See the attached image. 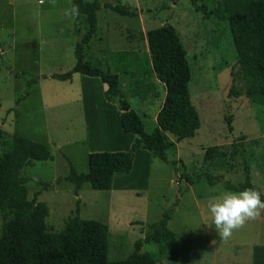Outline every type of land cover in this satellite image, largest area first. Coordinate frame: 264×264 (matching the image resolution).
Wrapping results in <instances>:
<instances>
[{
  "label": "rangeland",
  "instance_id": "obj_1",
  "mask_svg": "<svg viewBox=\"0 0 264 264\" xmlns=\"http://www.w3.org/2000/svg\"><path fill=\"white\" fill-rule=\"evenodd\" d=\"M95 1L100 3L97 29L83 48L82 61L111 74L114 63L120 65L121 96L149 133L164 86L151 70L145 33L170 25L185 51L188 92L199 128L193 137L166 151V161L141 151L147 157L138 155L120 184L116 179L108 191L84 186L76 203L72 185L55 184V179L67 175L70 166L84 173L88 153L127 151L135 137L111 128L112 118L105 115L100 90L105 87L98 79L92 78L93 104H85L87 91L80 79L85 77L72 74L70 81L50 77L73 66V46L85 31L84 17L67 16V0H58L55 7L49 0L43 5L39 0H0V155L8 150L13 136L38 142L49 151L50 160L33 162L21 172L26 198L38 193L36 202L47 206L48 232H58L77 208L79 218L107 227L108 261L133 257L136 264H147L143 259L147 257L151 264H210L209 242L221 239L204 207L207 199L225 190L222 180L241 184L246 166L250 183L264 196V106L248 102L233 80L236 54L222 17L227 7L246 0ZM104 4L128 7L136 15H118ZM56 20L72 27L74 40L54 42L51 26ZM54 47L59 55L53 54ZM133 61L139 63L138 71L128 68ZM41 75L48 78L41 80ZM29 79L36 84L27 87ZM78 95H83L81 101ZM111 104L108 109H114L115 115L117 105ZM203 174L216 180L213 187L207 186ZM43 183H48L47 189L42 190ZM165 211H171L167 229L173 237L160 233L156 241H142L136 251L133 244L149 234L147 226ZM253 228L255 222L248 221L229 240H248Z\"/></svg>",
  "mask_w": 264,
  "mask_h": 264
},
{
  "label": "trees",
  "instance_id": "obj_2",
  "mask_svg": "<svg viewBox=\"0 0 264 264\" xmlns=\"http://www.w3.org/2000/svg\"><path fill=\"white\" fill-rule=\"evenodd\" d=\"M72 3L79 7V16L84 17L85 31L74 45V64L70 70L50 77L58 81L69 80L72 74L97 78L106 86L103 99L117 105L121 131L135 137L127 151L88 153L84 173H76L70 166L67 175L55 179V184L60 181L71 184V193L77 197L84 186L91 190L108 191L115 173L127 174L130 171L133 153L137 149L166 161V151L172 150L176 143L193 137L199 128V118L190 102V72L185 51L173 27L163 24L145 33L151 70L164 86V98L155 116V125L149 133H145L140 118L121 96L118 77L102 73L82 61L83 48L96 32V14L100 3L95 0H72ZM234 5L227 7L225 15H222L236 54L238 68L233 80L236 79L240 92L248 102L264 106V0L238 1ZM103 7L118 15H136L135 10L122 5L104 4ZM34 83V79H29L26 85L30 87ZM210 151L205 152V160ZM50 158L44 145L18 136L11 137L8 150L0 155V264H136L137 260L133 257L119 262L108 261L105 255L107 227L94 220L79 218L77 208L74 216L65 219L58 232L47 231L44 222L48 214L47 206L36 202L38 193L30 200L26 198L21 172L33 162ZM203 177L209 185L216 182L207 174ZM221 183L229 191L239 192L245 188L259 191L250 183L246 166L243 167L241 184L234 185L225 180ZM47 187L48 183L42 184V190ZM260 199L264 201L261 194ZM170 216L171 211H165L158 221L150 223L147 226L149 234L135 242L134 249L138 251L142 241H156L160 233L172 238L173 233L167 229ZM143 259L151 264L147 257Z\"/></svg>",
  "mask_w": 264,
  "mask_h": 264
},
{
  "label": "crops",
  "instance_id": "obj_3",
  "mask_svg": "<svg viewBox=\"0 0 264 264\" xmlns=\"http://www.w3.org/2000/svg\"><path fill=\"white\" fill-rule=\"evenodd\" d=\"M60 13L61 12H59V14ZM58 21L59 20H56V23L54 21L53 25L51 26L52 27L51 33L53 35L52 39H54V42H60L62 40H68V41L74 40L75 36H73L71 34V31H70L72 29V27L70 25H66L65 22H63V21H59V22ZM96 23H97V21H96ZM96 27H97V25H96ZM63 43H64V41H63ZM74 45H75V42H74ZM73 51H74V46H73ZM52 52L54 55H56V54L59 55L60 51L56 47H54ZM97 53H100V49L97 50ZM128 68H130V70L138 71L139 63L138 62L134 63V61H133L132 63L129 64ZM121 70L122 69H120V65L114 63L113 69H112V72H113L112 74H115L118 77L119 89L121 86V80H120V77L122 76ZM41 76H45V75H41ZM83 77H85V76H83ZM47 78L48 77L45 76L44 79H47ZM88 78L89 77L80 78V79H82L81 80V86L83 87V90L87 91L85 93L86 97H87L85 104H89V103L93 104L94 100L92 101V94H93L92 88L94 87L95 82L92 80V78H89V79ZM40 79L44 80L42 78H40ZM70 79L66 80V81H70ZM93 79L97 80V78H93ZM35 84L36 83H34L32 85H35ZM100 84H102V83L100 82ZM102 85L105 87L104 89H102V87H100L101 94L103 97V93L106 89V86L104 84H102ZM78 98L81 101L83 99V95L82 96L80 95V97L78 95ZM163 98H164V93L162 95V101H163ZM104 102L105 103H103V104L105 105L104 106L105 115L109 116V117L111 116V118H112L111 128L113 125V128L115 127L118 130V132H120L121 129L119 126V111L118 110H117V112L115 111V115H114V109H113L114 107H111L113 109V111H111L112 113L108 109L109 106H112V104L110 105V103L106 102L105 100H104ZM161 104H162V102H161ZM161 104H160V106H161ZM160 106H159V109H160ZM129 108L132 109V106L130 104H129ZM158 110H157V112H158ZM156 114L154 115V119H153V123H152L153 125H155ZM114 118L116 119V122H114ZM123 134H125V133H123ZM126 135H131V134H126ZM141 151H144V150H140V149L135 150V152L133 153L132 162L136 159V157L138 155H142L141 156L142 158L147 157V155L145 153H142ZM144 152H146V151H144ZM146 153H148V152H146ZM131 168H132V163H131ZM130 171H131V169H130ZM130 171L127 174L115 173L112 177L110 189L115 187L116 179L118 180V183L120 184V181H122L125 176H129ZM207 186L209 188L213 187V185L212 186L207 185ZM188 187H189V184H188ZM208 190H210V189H208ZM212 193L213 192L209 191L208 196L211 197ZM79 194H80V190L78 191V195H77L78 200H80L78 198ZM208 200L209 199H207L206 202H208ZM204 208H205L204 211L206 212L207 207L205 206ZM170 218H171V216H170ZM250 221L255 222V228L252 229V235L250 236V239L247 240L245 238L244 240L237 239L234 241L217 240L215 242H211V241L209 242L210 246L212 247L211 255L209 258L210 264H264V212L261 213V216L258 219L250 220Z\"/></svg>",
  "mask_w": 264,
  "mask_h": 264
},
{
  "label": "clouds",
  "instance_id": "obj_4",
  "mask_svg": "<svg viewBox=\"0 0 264 264\" xmlns=\"http://www.w3.org/2000/svg\"><path fill=\"white\" fill-rule=\"evenodd\" d=\"M43 5L45 0H39ZM58 0H49V4L55 7ZM70 7L65 13L72 19L79 16V7L67 0ZM207 211L212 218V224L218 232L221 240H229L233 233L250 221L256 220L264 212V201L260 199V193L255 188H245L243 191L234 192L222 190L207 202Z\"/></svg>",
  "mask_w": 264,
  "mask_h": 264
}]
</instances>
